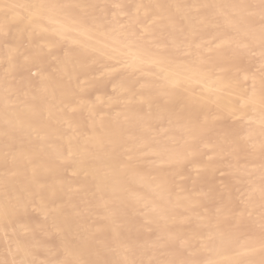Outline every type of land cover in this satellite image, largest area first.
Returning <instances> with one entry per match:
<instances>
[{
  "label": "bare ground",
  "instance_id": "bare-ground-1",
  "mask_svg": "<svg viewBox=\"0 0 264 264\" xmlns=\"http://www.w3.org/2000/svg\"><path fill=\"white\" fill-rule=\"evenodd\" d=\"M0 264H264L262 0H0Z\"/></svg>",
  "mask_w": 264,
  "mask_h": 264
},
{
  "label": "rangeland",
  "instance_id": "rangeland-1",
  "mask_svg": "<svg viewBox=\"0 0 264 264\" xmlns=\"http://www.w3.org/2000/svg\"><path fill=\"white\" fill-rule=\"evenodd\" d=\"M207 183V182H206ZM29 216H30V218H29ZM29 216H27V219L29 220H31V218H33L34 216H32V215H29ZM32 216V217H31ZM34 219V218H33Z\"/></svg>",
  "mask_w": 264,
  "mask_h": 264
},
{
  "label": "snow or ice",
  "instance_id": "snow-or-ice-1",
  "mask_svg": "<svg viewBox=\"0 0 264 264\" xmlns=\"http://www.w3.org/2000/svg\"><path fill=\"white\" fill-rule=\"evenodd\" d=\"M262 5H264V0H262Z\"/></svg>",
  "mask_w": 264,
  "mask_h": 264
}]
</instances>
